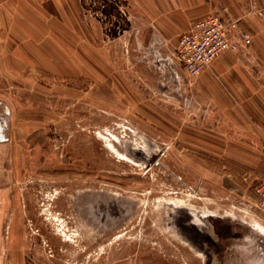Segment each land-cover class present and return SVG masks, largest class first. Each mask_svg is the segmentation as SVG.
<instances>
[{
	"label": "rangeland",
	"instance_id": "374dc122",
	"mask_svg": "<svg viewBox=\"0 0 264 264\" xmlns=\"http://www.w3.org/2000/svg\"><path fill=\"white\" fill-rule=\"evenodd\" d=\"M244 3L264 73V0ZM144 5L0 0V264H210L213 218L261 226L264 250V146L223 143L214 106L166 91L150 44L182 32Z\"/></svg>",
	"mask_w": 264,
	"mask_h": 264
},
{
	"label": "crops",
	"instance_id": "0c3cea01",
	"mask_svg": "<svg viewBox=\"0 0 264 264\" xmlns=\"http://www.w3.org/2000/svg\"><path fill=\"white\" fill-rule=\"evenodd\" d=\"M37 1L52 3L56 0ZM143 1H146L143 6L146 15L159 18L158 30L162 33L186 31L196 19L214 13L227 19H239L242 27L245 17L250 15L246 11V0ZM47 8L52 9V5ZM164 43V36L158 33L154 35L150 45L167 62L169 73L159 79L167 87L166 91L183 103L185 101L191 104L194 99L207 101L227 121V125L222 128L223 139L226 141L222 142L244 146L248 154L251 150V153H258L261 146H264V73L254 70V65L259 64L255 39L247 50L220 54L208 68L194 77L188 76L174 60V50L161 49ZM165 53L166 56H163ZM159 88L161 89L160 85ZM253 158L250 156L245 159Z\"/></svg>",
	"mask_w": 264,
	"mask_h": 264
},
{
	"label": "built area",
	"instance_id": "2783aa9c",
	"mask_svg": "<svg viewBox=\"0 0 264 264\" xmlns=\"http://www.w3.org/2000/svg\"><path fill=\"white\" fill-rule=\"evenodd\" d=\"M252 36L242 30L239 19L210 14L196 19L183 31L174 50V60L191 77L199 75L226 51H244L252 44ZM255 205L264 212V176L254 185Z\"/></svg>",
	"mask_w": 264,
	"mask_h": 264
},
{
	"label": "water",
	"instance_id": "95a60500",
	"mask_svg": "<svg viewBox=\"0 0 264 264\" xmlns=\"http://www.w3.org/2000/svg\"><path fill=\"white\" fill-rule=\"evenodd\" d=\"M4 121L0 122V138H3L2 130L6 126ZM209 223L212 227V234L208 235L209 239L224 246L228 242L232 243L237 254L235 262H228L223 259L221 252L216 251L210 264H264V250H259L253 242L257 241L258 237L255 234L252 236L246 226L218 218L209 220ZM253 248L255 250H252Z\"/></svg>",
	"mask_w": 264,
	"mask_h": 264
},
{
	"label": "flooded vegetation",
	"instance_id": "af4514ba",
	"mask_svg": "<svg viewBox=\"0 0 264 264\" xmlns=\"http://www.w3.org/2000/svg\"><path fill=\"white\" fill-rule=\"evenodd\" d=\"M6 139V137L5 136H3V138H0V140H5ZM253 236V235H252ZM210 240H212L211 238H210ZM254 242V245H256V247L258 248V244H257V241H253ZM255 247V246H254ZM252 250H255V248H253ZM218 252H221L222 253V257H224L223 259L225 260V261H228V262H235V257H237V254L235 253V251H234V245L232 244V243H230V242H228L224 247H223V249H221V250H217ZM216 252V250H214V248H213V250H211L210 251V253L212 254L211 255V258H212V256L214 255V253ZM239 256V255H238ZM238 259H239V257H238Z\"/></svg>",
	"mask_w": 264,
	"mask_h": 264
},
{
	"label": "bare ground",
	"instance_id": "6f19581e",
	"mask_svg": "<svg viewBox=\"0 0 264 264\" xmlns=\"http://www.w3.org/2000/svg\"><path fill=\"white\" fill-rule=\"evenodd\" d=\"M136 148V147H135ZM144 152V151H143ZM119 153H121V152H119ZM122 158H126L125 157V155L122 153L121 155H120ZM128 159V158H127ZM245 224V225H244ZM244 224H242V225H244V226H246L247 227V229H248V232L251 234V235H254L255 234V236H257L258 238L259 237H261V236H263V233L262 232H260L259 230H256L255 228H258V229H261L260 227L261 226H258V225H256V224H254L255 225V228L254 227H252V226H250V225H248V224H246V223H244ZM197 225L199 226V228L203 231V232H207L208 233V235H211L212 234V227L211 226H208V227H206V226H204L200 221H197ZM196 225V226H197ZM204 227V228H203ZM262 230H264V229H262ZM211 251V250H210Z\"/></svg>",
	"mask_w": 264,
	"mask_h": 264
}]
</instances>
